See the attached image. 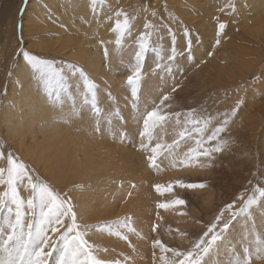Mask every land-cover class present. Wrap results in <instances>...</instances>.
Listing matches in <instances>:
<instances>
[{
    "label": "rangeland",
    "instance_id": "obj_1",
    "mask_svg": "<svg viewBox=\"0 0 264 264\" xmlns=\"http://www.w3.org/2000/svg\"><path fill=\"white\" fill-rule=\"evenodd\" d=\"M3 1L0 0V8ZM29 1L7 0L4 4L8 9L5 21L13 23L14 37L7 51L0 54V152L3 153L0 168H8L7 156L12 154L28 166L32 183L38 177L60 197H71L78 224L113 225L111 229L81 228L93 256L106 264H164L165 259H174L173 254L162 253L153 245L154 240L159 239L167 248L190 250L228 204H234L232 211H235L242 204L241 197L244 200L253 197L257 202L249 207V214H240L230 221L229 229L203 256L201 264H243L245 260L264 264V196L256 191L264 189V21L260 20L263 8L248 0H77L91 5L98 28L107 27L105 14L110 10L113 36L104 38L101 33L96 36L100 41L97 52L101 66L95 75L87 62L74 57V48L62 45L64 27L54 23L56 19L63 23L60 17L64 18L63 13L73 8V3L62 4L66 7L60 12L49 7L43 19L45 28L37 35L30 28L31 15L25 18ZM153 12L157 15L153 16ZM79 16L75 18L77 21ZM0 19L2 28L3 18ZM125 19L131 30L121 37L115 26L117 20L123 24ZM217 20L226 24L222 34L217 32ZM148 22L158 27L148 38L149 51L141 66L140 82L134 89L127 83V77L132 75L135 52ZM81 24L88 30L90 22ZM184 24L194 33V57L185 59L180 52L178 63L169 61L171 45L163 25L176 30ZM21 26H24L22 41ZM37 36L42 37V42L35 45L41 47L38 50L32 45ZM117 38L122 42L119 45L114 41ZM21 48L32 54L36 50L41 58L53 61L57 69L63 70L67 88L61 91L57 103L63 109L58 120L62 124L54 136L56 144L63 146V157L57 150L45 156L40 154L37 148L41 149V136V141L31 139L20 145L14 133L7 131L10 106L13 108L19 102L11 89L16 82L13 71ZM12 50L16 52L13 59L9 57ZM69 64L85 69L89 82L96 85L99 113L92 110V95L84 78L78 71L70 70ZM37 83L44 86L43 81ZM23 88L21 85L20 89ZM13 92L15 95L11 97ZM165 96L169 99L164 100ZM238 99L242 103L237 108ZM234 108L236 114L230 115ZM153 110L165 120L156 124L149 121L146 127L144 120ZM225 120L226 131L210 141L209 137ZM97 124L103 129L102 134L93 131ZM198 140L201 148L197 147ZM157 144L171 146L159 150L162 152L157 159L159 170L147 162ZM217 147L222 150L213 152L210 158L195 155L188 158L190 150L199 152ZM2 178L7 181V171ZM180 183L204 187H181ZM156 185H160L159 191ZM169 186L171 191H166ZM16 187L24 201L32 198L27 177L18 180ZM6 190L7 184H0V193ZM175 199H183L185 204H172ZM161 204L170 206L162 208ZM10 206L15 209V205ZM24 211L28 212L27 207ZM7 215V209L0 213V217ZM12 215L14 219V211ZM224 215L227 219L230 213ZM29 222H32L30 213L25 216V223ZM69 223L66 220L64 226L58 225L60 232ZM0 228L4 230L0 235V262H3L7 259L3 240L9 229L6 223H0ZM48 235L55 239L59 233L49 231ZM205 239L210 240L211 233ZM60 255L59 250L53 252L47 258L48 264H57Z\"/></svg>",
    "mask_w": 264,
    "mask_h": 264
},
{
    "label": "snow or ice",
    "instance_id": "obj_2",
    "mask_svg": "<svg viewBox=\"0 0 264 264\" xmlns=\"http://www.w3.org/2000/svg\"><path fill=\"white\" fill-rule=\"evenodd\" d=\"M167 7V5H164ZM118 13L117 15H122ZM153 16L157 14L152 13ZM180 22L177 21V24ZM217 32L222 34L226 28V24L217 20ZM158 25L152 24L151 22L145 23V32L141 35L139 40V48L135 52V67L132 75L127 77V83L134 89L140 82L142 63L145 60V55L149 51L148 38L152 34V30L156 29ZM167 29L168 40L170 41V55L168 56L169 61L179 62V53H184V58L194 57V33L187 24H184L181 28L174 30L167 25H163ZM122 37L125 32L131 30V25L128 20L125 19L124 23L121 24L119 20L116 22V29ZM23 39V28L21 26V41ZM121 43L120 39L116 40V44ZM220 40H216L218 45ZM107 54V51H106ZM18 55L26 62L30 68L38 73V81H43L44 90L46 93V102L52 100V102L59 103L61 91L66 90L67 82L63 75L62 69H57L53 61L41 58L38 55L32 54L23 48L20 49ZM68 68L73 71H78L79 75L84 78L87 91L91 93V107L95 113H99L100 109L96 106V85L89 82L86 75V71L83 68L77 69L75 65L69 64ZM175 91V89H173ZM169 99L165 96L164 100ZM87 102V101H86ZM163 103V101H161ZM242 103L241 100H237L236 107ZM236 109L234 108L230 115H235ZM179 116V114H176ZM163 115H158L156 110L148 113V118L144 120V124L147 127L149 121L153 124L164 121ZM192 123H198V121H192ZM228 121L225 120L224 124L215 129L212 135L209 137L210 141L217 140L218 135L226 131ZM94 132L103 133V129L97 124L93 128ZM197 147L201 148V141H197ZM143 147V144H142ZM170 145L157 144L155 148L151 150V154L147 157V162L153 169L159 170V164L157 162L158 156L162 155L159 150L161 148H170ZM222 149L217 147L214 149H204L203 151L196 152L190 150L188 158L196 157H211L213 152L221 151ZM0 155H3L0 152ZM8 168H0V184H7V190L0 193V213H3L7 209V217H0V223H6L9 229L6 239L3 240L4 251L7 253V259L0 264H48V257L53 252L59 250L61 255L57 261V264H106L105 261L97 259L93 256L92 250L84 238V234L81 231L83 228L85 231L90 227H104L111 229L113 225H80L77 223V214L75 205L72 202L70 196L60 197L53 188L40 181L37 177V182L32 183L33 177L30 175V169L23 162H20L17 158L13 157L12 154L7 156ZM7 171V181L2 177L4 172ZM24 177L28 178L29 187L32 191V198L24 201L16 187V182L22 180ZM181 187L197 188L204 187L203 184H183L180 183ZM157 190H160V185H156ZM166 191H171L169 186ZM261 196H264V189H257ZM242 204L236 208L234 204L230 203L227 205L224 212H221L215 217V223L206 231L203 236L194 244L193 248L187 251H179L176 248H167L161 244L159 239L153 241L154 246H158L162 253L171 252L174 259H165L164 264H201L203 256L210 253L213 245L222 238V235L230 227V221L235 219L240 214H249V207L255 204L257 201L253 197H249L244 200L241 197ZM174 205H183L185 201L183 199H175L171 202ZM10 205H15V209ZM169 204H161L160 207L168 208ZM27 207L28 212L24 209ZM13 211L15 216L13 219ZM225 212H229L230 215L225 219ZM32 216V222L25 223V216L28 214ZM70 223L66 226L65 231L60 232L59 226H64L65 221ZM119 222H117L118 224ZM219 227L220 231L216 232L215 229ZM154 230V229H153ZM59 233L54 239L49 236L48 233ZM211 233V239H205ZM4 234L3 228H0V235ZM119 236L120 233L116 232ZM127 239V237H124ZM48 249V251H45ZM240 264V262H238ZM243 264H250L249 261L245 260Z\"/></svg>",
    "mask_w": 264,
    "mask_h": 264
},
{
    "label": "bare ground",
    "instance_id": "obj_3",
    "mask_svg": "<svg viewBox=\"0 0 264 264\" xmlns=\"http://www.w3.org/2000/svg\"><path fill=\"white\" fill-rule=\"evenodd\" d=\"M62 1V2H60ZM73 1V2H72ZM104 1V0H103ZM249 2L253 1L256 2V7L258 8H263L262 12H264V0H248ZM73 3V8H69V10L67 9V11L65 10L66 6H62V4L67 5L68 3ZM201 2V1H200ZM210 2V1H209ZM3 3H7V0L3 1ZM2 3V4H3ZM46 3V4H45ZM59 3V4H58ZM77 0H30L28 2V10L25 13V18H27L28 15H31V18L33 19V22L30 24V28L31 30L35 31V34L39 35L41 34V31H43V29L45 28V23H44V15L47 14L48 8L50 7L51 9H53V12H60L61 10H65V13H63L64 18L60 20L63 23H60L58 19L55 20V24L61 25L63 26V34L61 35L62 37H64V39L62 37H60L61 39V43L64 47H69V48H74V52H76L75 56L76 59H81L82 61L84 60L85 62H87V64H89L92 68V70L95 71L100 68L101 66V56L100 54L97 52V49L99 48V44L100 41L96 40V36L98 33H101L100 35H103L104 38L106 37H112L113 35L111 34V28H110V24H111V16L109 15L110 10H108V19L107 21H105V23L108 22L107 27L102 29L101 26L100 28L97 27V25H95L96 23V19L95 16L91 13V5H88L85 2L80 3ZM100 3V2H99ZM2 5V7L0 8V18L2 19V22L4 23L3 27L0 28V47L2 48L1 53H3L9 44H11L10 42H13V37H14V30H13V23L10 21L6 22L4 17V13L8 11V9H5V5ZM9 4V3H8ZM58 4V5H57ZM116 4V3H115ZM108 5V4H107ZM58 6H59V10H58ZM99 6V5H98ZM101 6V5H100ZM109 6V5H108ZM129 7V6H128ZM100 10V9H99ZM104 10V9H103ZM49 12V11H48ZM94 12V11H92ZM99 12V11H98ZM95 12V13H98ZM106 12V11H104ZM113 12V11H112ZM72 13L74 15H72ZM49 14V13H48ZM79 14H85V17H80ZM100 14V13H98ZM104 15V14H103ZM101 14V16H103ZM76 16L80 17V20L77 21L75 18ZM104 17V16H103ZM48 17H46L47 19ZM100 18V17H99ZM106 18V16H105ZM44 19V20H43ZM1 20V19H0ZM98 20V19H97ZM261 21H264V13L260 18ZM90 22L88 30L87 27H84L83 24H81L82 22ZM104 21H101V24H103ZM86 24V23H85ZM52 27L53 25L50 24ZM114 25V24H113ZM100 26V25H99ZM24 27V26H23ZM22 27V28H23ZM116 27V26H115ZM113 28V27H112ZM115 29V28H114ZM18 30V29H17ZM262 30V28H261ZM115 32V31H114ZM260 32V31H259ZM119 33V32H118ZM116 33V34H118ZM24 34V33H23ZM61 34V33H60ZM115 34V33H114ZM112 35V36H111ZM99 36V35H98ZM40 38V39H39ZM114 39V37H113ZM119 39V38H117ZM122 39V38H121ZM112 40V38H111ZM125 40V39H124ZM116 42V40H114ZM42 42V37H38L36 38V41L32 43V45H36V43H40ZM112 42V41H111ZM122 43V42H121ZM120 43V44H121ZM13 44V43H12ZM54 44V43H53ZM48 45V44H47ZM126 45V44H125ZM108 46V45H107ZM110 46V45H109ZM129 46V45H128ZM51 45L48 47L50 48ZM123 47V46H122ZM12 48V47H11ZM10 48V49H11ZM39 48H41L40 46L37 47L35 46V49L38 50ZM61 48V47H59ZM102 48V47H101ZM120 48V47H119ZM118 48V49H119ZM237 48V47H236ZM63 49V48H62ZM227 49V48H226ZM14 50V49H13ZM12 50V51H13ZM35 50V55L39 56V53ZM47 50V48H46ZM68 50V49H66ZM102 50V49H101ZM7 51V50H6ZM16 51V50H15ZM27 51V50H26ZM42 51V49H41ZM105 51V50H104ZM115 51V50H113ZM125 51V50H124ZM48 52V51H47ZM64 52V51H63ZM73 52V51H71ZM106 52V51H105ZM104 52V53H105ZM108 52V51H107ZM232 52V51H231ZM84 53V55H83ZM101 53V52H100ZM116 53V52H115ZM122 54V52H120ZM16 52H12L11 56L12 59L14 58ZM64 54V53H63ZM67 54V53H66ZM121 54H119L121 56ZM74 55V54H73ZM110 55V54H109ZM117 55V54H116ZM124 55V54H123ZM224 55V54H223ZM69 56V55H68ZM71 56V54H70ZM114 56V55H113ZM119 56V57H120ZM231 56V55H229ZM65 57V56H64ZM110 57V56H109ZM112 57V56H111ZM118 57V58H119ZM124 57V56H123ZM122 57V59H124ZM73 58V57H72ZM114 58V57H113ZM116 58V57H115ZM127 58V57H126ZM46 59V58H45ZM110 59V58H109ZM121 59V60H122ZM112 60V59H111ZM80 61V60H78ZM83 61V62H84ZM103 61V60H102ZM108 61V60H107ZM81 62V61H80ZM245 62V60H244ZM243 62V63H244ZM113 63V62H112ZM84 64V63H83ZM108 64V63H107ZM116 64V62H115ZM246 64V62H245ZM86 66V65H85ZM116 67V65H114ZM214 66V65H213ZM15 69L13 71V76H15L16 78V82L13 86V89H11V91H14L17 95V101L18 104H14L13 108L10 106V114H8V118L6 120L7 124H8V129L7 131L14 133L13 137L16 138L15 140L17 141L18 144L23 145V144H28V140L31 139H36L33 140L35 141H41L40 136L42 137V141L43 143H41L40 148H37L38 150L41 151L37 153L40 154H49L50 151H55L57 150L58 152H60L61 154L60 157H63V146L61 145H57L56 141H55V135H57L60 132V121L59 118L60 116H62L61 111L63 109H61L62 107H60V104L57 103H53L52 100H48L46 102V93L44 90V86H40V84H38V73L34 72L30 66H28L26 64V62L19 57L18 61L15 64ZM87 67V69H88ZM110 67V66H109ZM108 68V67H106ZM91 71V70H89ZM92 71V74H93ZM104 71V70H103ZM96 75V73H95ZM100 75V74H99ZM103 76V75H102ZM111 76V73H110ZM98 77V76H97ZM112 77V76H111ZM29 78V81L27 82V79ZM107 78V77H106ZM114 78V77H113ZM95 79V78H94ZM104 79V78H103ZM102 79V80H103ZM112 79V78H111ZM18 80V82H17ZM108 80V79H106ZM155 81V80H154ZM157 82V81H156ZM101 83H103L101 81ZM23 86V89H20V86ZM150 85V84H149ZM150 87V86H149ZM158 90V89H157ZM152 91V90H151ZM11 94V97H14L15 93ZM150 92V91H149ZM76 96V95H75ZM72 97H74L72 95ZM151 97V96H150ZM11 101V100H10ZM67 103V102H66ZM75 103V102H73ZM78 103V102H77ZM109 115V114H108ZM84 117V116H83ZM62 124V123H61ZM65 126V125H64ZM155 129V128H154ZM52 135V136H51ZM45 138V139H44ZM70 139V138H69ZM59 143H62V139H58ZM35 145V143H34ZM37 146V145H36ZM33 148V147H32ZM35 149V147H34ZM36 150V149H35ZM176 151V150H175ZM174 151V152H175ZM35 152V153H36ZM36 153V154H37ZM176 153V152H175ZM102 154V152L100 153ZM107 154V153H106ZM177 154V153H176ZM44 155V156H45ZM109 155V152H108ZM111 155V154H110ZM99 156V155H98ZM104 156V155H103ZM40 157V156H39ZM105 157V156H104ZM123 157V156H122ZM133 157V156H132ZM113 159V157H111ZM121 158V157H120ZM187 158V157H186ZM110 158H108L109 160ZM125 159V157H124ZM127 159V158H126ZM130 161V160H129ZM122 162V161H121ZM132 163V162H131ZM129 163H127L128 168L126 169L128 172L129 169ZM112 166V164H111ZM124 166V165H123ZM121 166V167H123ZM134 166V165H133ZM122 169V168H121ZM125 169V168H123ZM134 169V167H133ZM130 169V170H133ZM136 169V168H135ZM53 170V169H52ZM138 170V169H136ZM125 172V170H124ZM122 172V173H124ZM135 172V170L133 171ZM131 173V171H130ZM129 173V174H130ZM136 173V172H135ZM134 174V173H133ZM138 174V173H137ZM122 175V174H121ZM136 175V174H135ZM151 175V174H149ZM130 176V175H129ZM146 177V176H145ZM149 177V176H148ZM137 178H139L137 176ZM149 179V178H148ZM143 183V182H142ZM158 184V183H157ZM90 186V185H89ZM142 187V186H141ZM143 188V187H142ZM144 190V189H143ZM142 190V191H143ZM145 193V192H144ZM143 193V194H144ZM151 195V194H150ZM147 196H149L147 194ZM138 197V196H137ZM145 202V201H144ZM146 203V202H145ZM146 205V204H144ZM141 209V208H139ZM85 217V216H84ZM143 238V237H142ZM142 240V239H141ZM145 240V239H144ZM143 243V242H142ZM144 245V244H142ZM120 246V245H119ZM137 246V245H136ZM141 247V246H140ZM139 248V247H138Z\"/></svg>",
    "mask_w": 264,
    "mask_h": 264
}]
</instances>
